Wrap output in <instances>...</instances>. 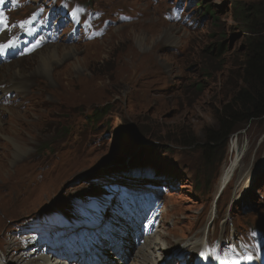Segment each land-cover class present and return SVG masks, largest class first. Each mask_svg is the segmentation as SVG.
Wrapping results in <instances>:
<instances>
[{"label": "rangeland", "instance_id": "rangeland-1", "mask_svg": "<svg viewBox=\"0 0 264 264\" xmlns=\"http://www.w3.org/2000/svg\"><path fill=\"white\" fill-rule=\"evenodd\" d=\"M54 1H21L7 20L28 16L25 27L1 29L7 38L24 31L0 54L1 70L13 61L32 68L39 48L60 50L52 74L34 69L49 86L30 78L34 84L24 93L30 106L19 107L24 95L18 91L0 98V108L26 111L28 133L18 156H12L15 148L4 149L0 264H25L22 250L51 252L67 263L82 255L80 264H131L146 233V206L154 207L158 221L152 230L164 224L160 230L168 232L164 245L206 228L210 252L220 256L214 262L232 264L251 254L262 264L264 243L252 239L251 228L264 234V118L229 136L220 166L180 142L202 144L216 112L241 87L247 43L264 38V0H203L214 13L205 16L194 9L197 0H73L100 11L91 22L100 31L93 39L75 35L63 13L49 8ZM235 5L252 8V32L238 21ZM172 8H178L177 20L164 15ZM93 112L100 116L89 122ZM0 117L5 121L9 114L1 109ZM229 162L234 176L213 200ZM139 163L149 170L135 169ZM151 171L161 178L145 184L152 182ZM244 174L246 180L238 179ZM202 181L211 182V195L200 199L193 186ZM164 207L176 214L174 221L159 219ZM167 252L158 264L169 261ZM30 258L29 264L39 262Z\"/></svg>", "mask_w": 264, "mask_h": 264}, {"label": "bare ground", "instance_id": "bare-ground-1", "mask_svg": "<svg viewBox=\"0 0 264 264\" xmlns=\"http://www.w3.org/2000/svg\"><path fill=\"white\" fill-rule=\"evenodd\" d=\"M36 7V6H35ZM34 7V8H35ZM72 27V26H71ZM7 34H2L0 36V42H4L7 38ZM44 48V47H42ZM59 50L60 47L59 45H55L54 47H49L48 49H46L44 52L40 51V48L37 49L35 52L33 53H37V60L35 65H33L32 68H30L28 65H25L24 63H20V62H14L11 63V65H8L7 67H5V69L1 70V66H0V91L2 92V94L0 95V98L4 97L3 95H5L7 92L10 91H18L19 96L24 95V93L26 92V89L30 90V88L32 87L31 85H33V80H30V78L35 77L36 79H40L41 82L45 83V86H49L47 84V82L45 80H43L41 77L38 76V74L36 73V71L38 69H40L44 74L53 72V60L57 61V56L59 54ZM73 51V50H72ZM32 54H29V56H32ZM59 57V56H58ZM36 71H35V70ZM22 70V71H21ZM54 77L56 80H58L61 77V71H54ZM19 76V78H17V76ZM64 79H68L66 76ZM61 81L62 84H66L63 83L62 79H59ZM59 81V82H60ZM74 84V83H72ZM75 85V84H74ZM51 86V85H50ZM72 86V85H71ZM64 88V87H63ZM59 91V90H58ZM54 94V93H53ZM30 96L28 95H24L22 98L23 102H21V105H19V107L21 108H27L28 104H25L26 101H29ZM27 103V102H26ZM1 105V104H0ZM7 105H2L1 109H4L8 112L9 117L7 120L3 121L0 117V136H5V138L8 139L9 142H5V143H1L0 142V149H2L3 153H0V169L4 168L5 166L2 164V161L8 157L7 153L4 151L5 148H15V150H12V156L16 157L19 155L20 151H21V146L26 145V139H24V137L26 135H28V133L24 132V128H25V124L27 116H26V111L24 113L22 112H18L15 109H13L12 107H6ZM30 106V105H29ZM27 125V124H26ZM9 144V146H8ZM8 146V147H7ZM238 163V162H235ZM234 163H232L230 166H228V168L225 169L224 172L227 171V169H229L228 172L224 173L221 177V181L224 182L222 185L225 184L226 180L228 179V177L231 176L232 172L234 171V168H236V166L234 165ZM252 171V170H250ZM253 172V171H252ZM251 173V172H249ZM247 174H244L242 177L238 178L244 181L246 180ZM250 177V175L248 176ZM0 186H3V184L0 183ZM222 188V187H221ZM147 202L149 203V201L147 200ZM149 205V204H148ZM170 206V205H168ZM149 206H146V212L148 211ZM151 209H153V207H150V210L148 211V213H151ZM82 215L84 213H81ZM145 214V213H144ZM152 215V214H151ZM146 216V214H145ZM153 216V215H152ZM176 214L168 213L164 207V209L161 211V220H163L164 223H167L168 221H174V218H170V217H175ZM170 218V219H169ZM151 216L146 220L145 223H143L145 226L143 229H150L153 225V222L148 223L151 220ZM173 225V224H172ZM161 229L162 227H164V224H161ZM160 226L159 228H156L154 230H150L151 232L149 233H145L143 234V240H141L140 244L138 245L135 254H134V259L133 262L131 264H158L159 260L164 257L166 255L167 249L168 248V252L167 254L170 255V259L169 261H165L162 262L161 264H167L168 262H171L173 260V262H176V264H179L182 260L185 259V254L186 253H198L201 249V245H203V241H204V234L206 231V228L203 229V232H198L199 235L196 236L195 238H186L183 240H177L174 239L172 240V242L170 244L164 245L166 244V242H164L165 239V235L168 234V232H163L160 230ZM212 227V226H211ZM145 230V231H146ZM124 240V239H123ZM205 245V244H204ZM18 244L16 243V246L14 247L15 250H17L18 248ZM206 247V246H205ZM36 251V250H35ZM32 252V251H31ZM28 251H24L22 250L19 254L20 259H26L25 264H29V260H31L32 258L30 257H34L39 259V262L37 264H80L81 258L80 256H78L77 258H74V262L72 263H67V260H65L64 258H59L55 255H50V253H41L40 255H35L34 253H31ZM185 253V254H184ZM207 253V251H206ZM33 254V255H32ZM57 254V253H56ZM122 256H125L124 254H122ZM207 256L208 253H207ZM50 257H53L50 259ZM197 264H204V261L202 260L201 257H197ZM33 263V261H31ZM207 264H216L214 261L210 260L209 258V262H207ZM250 264H255L254 262L250 263Z\"/></svg>", "mask_w": 264, "mask_h": 264}, {"label": "trees", "instance_id": "trees-1", "mask_svg": "<svg viewBox=\"0 0 264 264\" xmlns=\"http://www.w3.org/2000/svg\"><path fill=\"white\" fill-rule=\"evenodd\" d=\"M194 3V9L204 11V13L200 11L201 16L214 15L211 7L205 5L203 0H197ZM233 8L236 9L237 19L243 28L252 32V8L240 5H235ZM257 36L250 38L247 43L248 53L244 60L241 87L231 96L230 101L216 112V124L213 128L206 130L205 141L198 146L194 144L193 139L182 138L180 142L183 145L198 147L201 159L208 164L220 166L229 154L227 144L229 136L246 124L264 118V38ZM92 114L93 118H89V122L97 121L100 114L98 112ZM164 149L161 153L168 151V147ZM139 164L138 167L142 166L141 163ZM154 175L158 176L157 172ZM256 185V190H261L259 184ZM193 187L194 191L200 195V199L211 195V182L197 183Z\"/></svg>", "mask_w": 264, "mask_h": 264}, {"label": "snow or ice", "instance_id": "snow-or-ice-1", "mask_svg": "<svg viewBox=\"0 0 264 264\" xmlns=\"http://www.w3.org/2000/svg\"><path fill=\"white\" fill-rule=\"evenodd\" d=\"M0 25H3L4 28H7L8 25L5 23L4 19L2 17H0ZM14 43V41L12 40H9L7 43H0V54L3 53V51L6 49V48H9L12 46V44ZM39 43V42H38ZM23 54V53H22ZM259 251V250H257ZM199 256L201 258L205 257V252L204 251H201L199 253ZM213 259L219 261L220 260V256L219 255H214L212 256ZM254 259V257L251 255V254H243L239 257V260H247V261H252ZM239 260H233L232 261V264H239ZM183 264V262H182Z\"/></svg>", "mask_w": 264, "mask_h": 264}]
</instances>
